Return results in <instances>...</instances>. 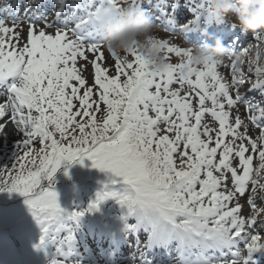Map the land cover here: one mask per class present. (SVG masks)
Masks as SVG:
<instances>
[{"label":"snow or ice","instance_id":"6c2138e0","mask_svg":"<svg viewBox=\"0 0 264 264\" xmlns=\"http://www.w3.org/2000/svg\"><path fill=\"white\" fill-rule=\"evenodd\" d=\"M88 3L77 28L121 7ZM123 6L140 10V0ZM197 7L209 11L207 0ZM165 32L157 39L169 70L157 74L135 49L106 56L101 42L84 45L73 30L47 24L28 25L24 41L18 24L0 19V135L11 125L19 137L13 163L0 167V192L25 198L41 230L37 248L71 254V225L108 196L135 218L130 231H148L146 248L175 243L176 264H249L264 248V62L250 54L264 36L237 35L223 61L194 72L189 50ZM85 159L122 188L67 212L55 174Z\"/></svg>","mask_w":264,"mask_h":264},{"label":"clouds","instance_id":"9594fccd","mask_svg":"<svg viewBox=\"0 0 264 264\" xmlns=\"http://www.w3.org/2000/svg\"><path fill=\"white\" fill-rule=\"evenodd\" d=\"M207 4L213 21L224 22L235 16L234 22L243 33H258L264 36V0H207ZM99 21L102 29L100 42L106 51L126 58L127 54L135 49L150 71L163 74L169 70L166 50L157 39L159 27L144 11L125 7L121 0L119 11L107 13ZM183 42L184 47L189 50L184 59L194 72L207 62L223 61L229 53L220 40L213 45L204 46L189 43L187 40ZM257 53L261 62H264V44L258 49L253 47L250 50L253 56Z\"/></svg>","mask_w":264,"mask_h":264},{"label":"rangeland","instance_id":"374dc122","mask_svg":"<svg viewBox=\"0 0 264 264\" xmlns=\"http://www.w3.org/2000/svg\"><path fill=\"white\" fill-rule=\"evenodd\" d=\"M51 30V29H50ZM19 31V30H18ZM49 33H52L51 31H48ZM26 38L25 34H21V39L24 40ZM26 41V40H24ZM106 52V50H105ZM106 55V54H105ZM107 56V55H106ZM109 63H111V61H109ZM87 77H88V81L89 83L92 82V69L89 67L88 72L86 73ZM7 135H0V147H8V149H6V153H4V156L2 155V160L0 161V163H4V157L8 158L10 156H13L15 149H16V143H17V139L18 137L15 139L13 137H9L8 136V132H6ZM81 164V166H80ZM91 167V162L89 163H73L70 165V163L65 162L64 164H62L61 168L57 171V173L55 174L54 180H59V181H64L66 179L71 178L72 182H75V184H73L71 186V188H69L66 192H61L63 191L62 189H59L57 192V194L59 195V200L61 201V199L64 200H78V201H85L86 200V194L84 192V190H79V192L77 193V195L75 196V189L76 187H79L81 185H83L84 182H97L100 183L102 185V190H100L99 192L93 191L97 196L98 194H102L104 191L107 190H112V191H120L122 188V185L120 184H112L111 180L113 179L111 173L108 172H104V171H96L95 169H90ZM90 171V172H89ZM67 173V174H66ZM77 181V182H76ZM93 190H98L99 189V185L95 184L93 185ZM90 188V187H89ZM16 195L19 200V195L18 193L12 192L9 193L7 192V194L5 196V198H10L8 196H13ZM74 197V198H72ZM5 200V199H3ZM115 200L118 202V199L116 197H112V196H108L106 198H104L103 200H101L98 205H97V210H95V214L99 215H108L109 216H113L110 215V211L109 209L111 207H109V209L107 208L109 205H114ZM97 200H91L90 203H94ZM79 202V203H80ZM9 204H7L6 202H2L0 204V229L3 227H7L9 225H11V223L13 224H22L24 226H21L20 229L18 230L17 233H15L14 238H18V239H11L9 237V235H3L0 233V263L3 264H22L23 262H26V260H28L29 258H33L38 259V257L44 252V250H41L39 248L36 247V245L39 244L40 242V237L41 234L39 236V241H35L33 243L35 234H33V238L31 239V241L28 243V240L26 238H24L23 236H21V234H25L26 233V229H28L27 225L24 223L25 220L21 221L18 220L19 219V213H15V211L9 207ZM88 206V205H87ZM72 207V211L74 210H78L75 206H71ZM89 207V206H88ZM121 205L118 206L116 208L115 211H113L112 213H117L120 209ZM89 215H93V213L91 211H89ZM19 223H17V221ZM32 222L33 225L35 227L36 222L35 220L32 218ZM37 227L39 228V226L37 225ZM31 233V232H30ZM30 244V246H29ZM28 249L30 251V253H28ZM7 259V262H6ZM5 260V261H4Z\"/></svg>","mask_w":264,"mask_h":264},{"label":"bare ground","instance_id":"6f19581e","mask_svg":"<svg viewBox=\"0 0 264 264\" xmlns=\"http://www.w3.org/2000/svg\"><path fill=\"white\" fill-rule=\"evenodd\" d=\"M6 132H8V136H9V137H13V138H15V139L18 137V135L13 134L12 126H11V125L8 126V128L6 129ZM18 138H19V137H18ZM168 247H169V246H168Z\"/></svg>","mask_w":264,"mask_h":264},{"label":"trees","instance_id":"16d2710c","mask_svg":"<svg viewBox=\"0 0 264 264\" xmlns=\"http://www.w3.org/2000/svg\"><path fill=\"white\" fill-rule=\"evenodd\" d=\"M3 165H5V164H4V163H1V164H0V167H4Z\"/></svg>","mask_w":264,"mask_h":264}]
</instances>
